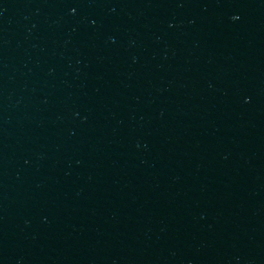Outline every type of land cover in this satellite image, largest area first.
<instances>
[{
	"label": "water",
	"instance_id": "obj_1",
	"mask_svg": "<svg viewBox=\"0 0 264 264\" xmlns=\"http://www.w3.org/2000/svg\"><path fill=\"white\" fill-rule=\"evenodd\" d=\"M0 264H264V0H0Z\"/></svg>",
	"mask_w": 264,
	"mask_h": 264
}]
</instances>
